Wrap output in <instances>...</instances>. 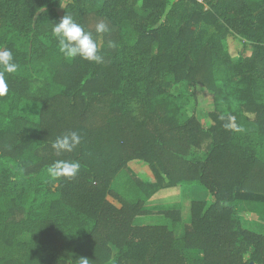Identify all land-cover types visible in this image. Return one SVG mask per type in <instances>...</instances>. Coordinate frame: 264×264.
<instances>
[{"label":"trees","instance_id":"1","mask_svg":"<svg viewBox=\"0 0 264 264\" xmlns=\"http://www.w3.org/2000/svg\"><path fill=\"white\" fill-rule=\"evenodd\" d=\"M64 15L101 63L59 51ZM3 49L18 71L0 94V264H264V231L237 212L258 198L264 213V0H0ZM186 85L213 92L208 126ZM72 131L80 144L58 155L52 143ZM56 160L80 170L52 179ZM136 160L159 188L197 187L212 203L191 201L186 222L181 208L156 211L170 227L134 224L154 213Z\"/></svg>","mask_w":264,"mask_h":264},{"label":"rangeland","instance_id":"2","mask_svg":"<svg viewBox=\"0 0 264 264\" xmlns=\"http://www.w3.org/2000/svg\"><path fill=\"white\" fill-rule=\"evenodd\" d=\"M175 0H172V2ZM60 12L62 9H59ZM243 43L235 34H231L226 39L227 49L232 52L234 58H238L241 53ZM248 52V51H247ZM249 53V52H248ZM247 54V53H246ZM185 93L189 97V103L197 108L199 119L206 125H209V111L215 108V99L213 92L203 86L186 85ZM226 95V94H224ZM228 100L221 99L220 106L225 108L229 103H235V98L231 95ZM131 167L138 173V176L144 182V190L148 197L146 207L153 210L154 213L147 215H139L134 219L136 225H151V224H166L169 227L172 225L171 219L165 215L159 214L156 211L161 209L181 208L183 221L186 222L190 217V204L193 200L206 201L208 204L212 203V197L208 196L207 192L197 187L180 188L178 186L173 188L161 189L156 184L151 182V170L147 163L143 161H131ZM110 201L120 206L119 202L113 197L109 196ZM262 203L257 199H245L239 201L237 205V212L241 219L243 226L251 231L262 233L264 231V213L259 204ZM183 231L182 226L176 228V235H181Z\"/></svg>","mask_w":264,"mask_h":264},{"label":"clouds","instance_id":"3","mask_svg":"<svg viewBox=\"0 0 264 264\" xmlns=\"http://www.w3.org/2000/svg\"><path fill=\"white\" fill-rule=\"evenodd\" d=\"M109 26L101 21L95 26L98 35L109 32ZM52 34L58 42L59 51L68 59L79 56L81 59L101 63L103 57L99 53V43L93 38L91 32L77 23L72 16L64 15L58 23L53 24ZM109 47H114L113 41L108 42ZM18 71V64L14 61L13 54L9 49L0 50V94L7 91V84L4 74H14ZM239 130V129H237ZM81 142V136L75 132H69L57 137L52 143V148L59 155L61 153H71ZM79 161L56 160L47 168V172L52 179L61 177L72 178L80 170Z\"/></svg>","mask_w":264,"mask_h":264},{"label":"bare ground","instance_id":"4","mask_svg":"<svg viewBox=\"0 0 264 264\" xmlns=\"http://www.w3.org/2000/svg\"><path fill=\"white\" fill-rule=\"evenodd\" d=\"M218 93V92H217ZM196 105V104H195ZM228 115V114H227ZM132 195V194H131ZM128 196H129V194H128Z\"/></svg>","mask_w":264,"mask_h":264},{"label":"crops","instance_id":"5","mask_svg":"<svg viewBox=\"0 0 264 264\" xmlns=\"http://www.w3.org/2000/svg\"><path fill=\"white\" fill-rule=\"evenodd\" d=\"M181 235H182V233H181ZM178 236H180V235H178Z\"/></svg>","mask_w":264,"mask_h":264},{"label":"water","instance_id":"6","mask_svg":"<svg viewBox=\"0 0 264 264\" xmlns=\"http://www.w3.org/2000/svg\"><path fill=\"white\" fill-rule=\"evenodd\" d=\"M253 264V263H252Z\"/></svg>","mask_w":264,"mask_h":264}]
</instances>
